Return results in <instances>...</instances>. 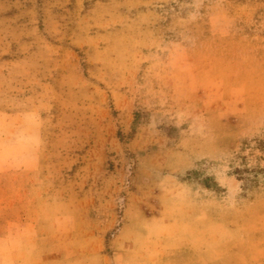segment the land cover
<instances>
[{
	"label": "rangeland",
	"instance_id": "rangeland-1",
	"mask_svg": "<svg viewBox=\"0 0 264 264\" xmlns=\"http://www.w3.org/2000/svg\"><path fill=\"white\" fill-rule=\"evenodd\" d=\"M0 264H264V0H0Z\"/></svg>",
	"mask_w": 264,
	"mask_h": 264
}]
</instances>
